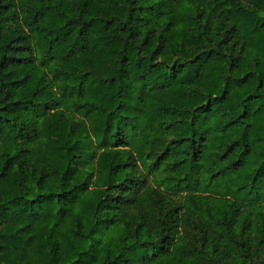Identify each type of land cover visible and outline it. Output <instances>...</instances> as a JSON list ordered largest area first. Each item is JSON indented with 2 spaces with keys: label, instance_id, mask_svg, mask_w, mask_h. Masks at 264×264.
Listing matches in <instances>:
<instances>
[{
  "label": "trees",
  "instance_id": "obj_1",
  "mask_svg": "<svg viewBox=\"0 0 264 264\" xmlns=\"http://www.w3.org/2000/svg\"><path fill=\"white\" fill-rule=\"evenodd\" d=\"M0 264H264V0H0Z\"/></svg>",
  "mask_w": 264,
  "mask_h": 264
}]
</instances>
